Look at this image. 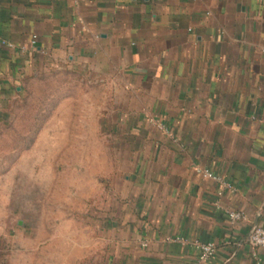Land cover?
<instances>
[{"label": "crops", "instance_id": "1", "mask_svg": "<svg viewBox=\"0 0 264 264\" xmlns=\"http://www.w3.org/2000/svg\"><path fill=\"white\" fill-rule=\"evenodd\" d=\"M60 68L100 78L125 129L106 264H192L197 241L216 245L206 264H264L249 243L264 226V0H0V120Z\"/></svg>", "mask_w": 264, "mask_h": 264}, {"label": "rangeland", "instance_id": "2", "mask_svg": "<svg viewBox=\"0 0 264 264\" xmlns=\"http://www.w3.org/2000/svg\"><path fill=\"white\" fill-rule=\"evenodd\" d=\"M102 85L80 69L49 70L25 80L8 104L0 120V264H106L114 242L102 222L117 213L128 164L116 138L124 128L110 126L116 110Z\"/></svg>", "mask_w": 264, "mask_h": 264}, {"label": "built area", "instance_id": "3", "mask_svg": "<svg viewBox=\"0 0 264 264\" xmlns=\"http://www.w3.org/2000/svg\"><path fill=\"white\" fill-rule=\"evenodd\" d=\"M204 178L212 179L216 181L222 182L226 187L229 189H234V185L225 180L220 175L214 173L209 168H198L197 170ZM229 215L234 220H241L245 218V215L242 212L239 211H228ZM175 239L179 240L181 237H176ZM249 243L255 247H263L264 246V226L263 225H257L255 226L249 235ZM1 245V242H0ZM148 243L145 242L144 246H147ZM196 246L199 248L200 252L198 256L193 260L192 264H206V262L211 259L215 253H216V245L213 242H196ZM253 257L256 260V264L261 263V258L258 256L257 252H253Z\"/></svg>", "mask_w": 264, "mask_h": 264}]
</instances>
